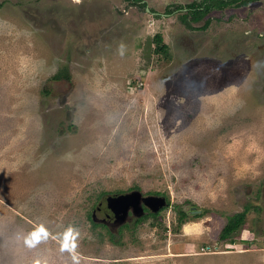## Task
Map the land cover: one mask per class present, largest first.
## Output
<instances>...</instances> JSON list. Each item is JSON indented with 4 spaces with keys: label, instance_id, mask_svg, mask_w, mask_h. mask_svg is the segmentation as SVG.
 Wrapping results in <instances>:
<instances>
[{
    "label": "rangeland",
    "instance_id": "obj_1",
    "mask_svg": "<svg viewBox=\"0 0 264 264\" xmlns=\"http://www.w3.org/2000/svg\"><path fill=\"white\" fill-rule=\"evenodd\" d=\"M191 1L0 0V264H246L224 253L264 246V0L188 28ZM131 190L165 205L100 224Z\"/></svg>",
    "mask_w": 264,
    "mask_h": 264
},
{
    "label": "trees",
    "instance_id": "obj_2",
    "mask_svg": "<svg viewBox=\"0 0 264 264\" xmlns=\"http://www.w3.org/2000/svg\"><path fill=\"white\" fill-rule=\"evenodd\" d=\"M254 1H258V0H193L183 8L186 11L183 14L184 23L188 28H191L189 22L198 21L205 14L210 12L212 9H221L227 6H242V5H247ZM207 23H208V19H206L200 27L204 28L207 25ZM152 40L154 41L155 44L153 48V51L155 53H161L164 51V49H166L167 45L164 42H162V38L159 33H155L153 35ZM161 209H159L156 212L147 211V213H145L143 216L136 218L134 220V223L135 224L138 223L141 219H143L147 215L149 216L157 215V213ZM245 211H246V207H244L239 212H234L226 216L225 222L220 228L219 233L217 235L218 240H228V242H233L231 236L242 225ZM178 212H179L178 220L180 221L185 217V213L182 212L181 210H179ZM90 221L92 225H96V223L91 219V217H90Z\"/></svg>",
    "mask_w": 264,
    "mask_h": 264
},
{
    "label": "water",
    "instance_id": "obj_3",
    "mask_svg": "<svg viewBox=\"0 0 264 264\" xmlns=\"http://www.w3.org/2000/svg\"><path fill=\"white\" fill-rule=\"evenodd\" d=\"M165 205V200L161 196L141 195L138 190H131L122 194L107 196L105 206L114 217L113 223L116 225L123 223L128 210H131L135 218L143 214V208L150 212H156Z\"/></svg>",
    "mask_w": 264,
    "mask_h": 264
},
{
    "label": "crops",
    "instance_id": "obj_4",
    "mask_svg": "<svg viewBox=\"0 0 264 264\" xmlns=\"http://www.w3.org/2000/svg\"><path fill=\"white\" fill-rule=\"evenodd\" d=\"M258 1H260V0H258ZM254 2H256V1H254ZM254 241L257 242V240H255V239H254ZM263 243H264V240H263ZM228 254H230V255L240 254L239 255L240 257L242 255H244V259H245L246 264H264V246H262V247L255 246L254 249L229 251V252L224 253V256L228 255Z\"/></svg>",
    "mask_w": 264,
    "mask_h": 264
},
{
    "label": "flooded vegetation",
    "instance_id": "obj_5",
    "mask_svg": "<svg viewBox=\"0 0 264 264\" xmlns=\"http://www.w3.org/2000/svg\"><path fill=\"white\" fill-rule=\"evenodd\" d=\"M146 209H147V208H146ZM99 210H100L99 207H97V208L95 209V211H99ZM108 210H109V209H108ZM144 210H145V208H143V214H145V211H144ZM95 211H94V212H95ZM94 212H93V214H92V218H93ZM128 214H132L130 209L128 210V212H127V214H126L127 217H128ZM143 214H142L141 216H143ZM103 216H104V217L101 218V219L99 220V223H100V224L108 225L109 222L111 223V222H113V220H114L113 214H112V212H111L110 210H109V213L104 212V213H103ZM141 216H140V217H141ZM138 218H139V217H138ZM94 219H95V218H93V221H94ZM134 219H136V218H134ZM95 221H96V220H95ZM95 221H94V222H95ZM113 224H115V223H113ZM118 225H119V224H118Z\"/></svg>",
    "mask_w": 264,
    "mask_h": 264
}]
</instances>
